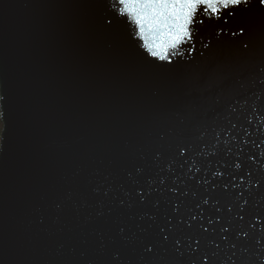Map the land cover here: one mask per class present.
Instances as JSON below:
<instances>
[{
	"label": "water",
	"instance_id": "1",
	"mask_svg": "<svg viewBox=\"0 0 264 264\" xmlns=\"http://www.w3.org/2000/svg\"><path fill=\"white\" fill-rule=\"evenodd\" d=\"M105 17L114 20L110 29ZM227 27H244L245 34L213 39L206 50L197 44L195 54L160 66L130 39L133 26L111 0H0V264H109L116 250L125 264H145L146 242L156 243L164 259L198 264V255L180 257L162 243L167 194L153 197L158 209L122 208L109 198L103 218L96 200L87 208L69 204L62 213L54 206L68 191L83 193L98 180L123 199L120 189L133 188L129 173L142 167L145 176L155 175L159 146L183 142L195 152L229 121L238 123L231 131L240 141L227 137L232 152L244 148V172L253 176L227 192L217 185L212 196L232 206L223 215L233 241L241 249L259 247L264 225H250L264 220V86L257 83L264 77V12L253 3ZM215 29L213 23L201 31L212 36ZM254 181L259 189L250 187ZM241 229L248 240L237 239ZM212 238H203L205 248Z\"/></svg>",
	"mask_w": 264,
	"mask_h": 264
},
{
	"label": "snow or ice",
	"instance_id": "2",
	"mask_svg": "<svg viewBox=\"0 0 264 264\" xmlns=\"http://www.w3.org/2000/svg\"><path fill=\"white\" fill-rule=\"evenodd\" d=\"M111 3L114 8L118 6V16L126 18L127 22L133 26L130 39L135 37L134 42H139V46L151 60L159 62L160 66L179 63L185 55L195 54L197 44L206 50L212 46L213 39L218 40L222 36L229 35L243 36L244 27L231 29L227 26L241 12L249 10L253 3L264 12V0H111ZM104 23L110 29L114 20L105 17ZM213 23L216 25L213 35H203L202 28ZM243 47L247 49L248 44H244ZM200 54L203 55V51ZM259 71L264 72V67H261ZM257 83L264 86V77ZM0 98H2L0 125H3L5 119L2 93ZM238 103L239 100H237ZM236 110L234 105L232 111ZM237 127L238 123L229 121V127H226L223 132L212 129L215 133L213 138L204 140L195 152L190 144L183 142L169 145L167 149L159 146L154 152V162L157 165L155 175L145 176V170L142 167L136 168L135 173H129L133 188L120 189L123 199L119 198L110 184L98 180L94 184L89 183L83 193L76 190L68 191L55 203V211L62 213L69 204L87 208L90 200H96L100 209L96 215L103 218L106 215L103 210L105 201L109 198L117 199L122 208L150 206L158 209L160 201L153 197L167 194L166 203L170 212L164 217L165 223L160 225V235L163 245H172L173 253L180 257H184L186 251L189 255H198V264H213L214 261L216 264H221L216 258L223 251V245L227 248V253L222 264H264V237L257 239L256 244L259 247L255 251L241 249L239 244L233 241L232 223L223 215L231 214L232 206L221 205L220 200L212 196L217 185L222 186L223 191L227 192L230 186L233 188L238 186L237 180L240 185H243L253 176L251 171L244 172V162L241 158L244 148L240 147L237 154H233L230 141L227 139L231 136L233 141L240 143L231 131ZM245 132L251 135L246 129ZM222 136L225 139L222 140ZM0 139H3V136H0ZM160 139L163 140L164 137L161 136ZM243 144L247 145L248 140L245 139ZM206 152L207 155H205ZM249 159L255 162L256 156L253 154ZM229 169H233L234 172L229 173ZM226 175L229 176L228 180H225ZM251 186L259 189L261 182L254 181ZM239 195L243 196L244 192H240ZM190 198L191 203H189ZM247 203L248 201L245 200L244 205L246 206ZM242 212L243 208H241ZM108 214L110 215V212ZM145 215L153 222L158 219L155 215L147 213ZM237 218L243 221L245 217L240 214ZM258 225H264V220L259 217L250 225V228L255 230ZM261 231L264 232V227ZM118 234L122 239H126L124 227H120ZM206 235L213 237L207 248L203 244V238ZM235 235L237 239L246 241L250 233L241 229ZM144 256L148 258L145 264L149 262L178 264L175 259L161 257L156 243H144ZM109 264H125L119 250L111 253Z\"/></svg>",
	"mask_w": 264,
	"mask_h": 264
},
{
	"label": "rangeland",
	"instance_id": "3",
	"mask_svg": "<svg viewBox=\"0 0 264 264\" xmlns=\"http://www.w3.org/2000/svg\"><path fill=\"white\" fill-rule=\"evenodd\" d=\"M2 128H0V136H1Z\"/></svg>",
	"mask_w": 264,
	"mask_h": 264
},
{
	"label": "trees",
	"instance_id": "4",
	"mask_svg": "<svg viewBox=\"0 0 264 264\" xmlns=\"http://www.w3.org/2000/svg\"><path fill=\"white\" fill-rule=\"evenodd\" d=\"M0 128H2V125H0Z\"/></svg>",
	"mask_w": 264,
	"mask_h": 264
},
{
	"label": "clouds",
	"instance_id": "5",
	"mask_svg": "<svg viewBox=\"0 0 264 264\" xmlns=\"http://www.w3.org/2000/svg\"><path fill=\"white\" fill-rule=\"evenodd\" d=\"M0 100H2V98H0Z\"/></svg>",
	"mask_w": 264,
	"mask_h": 264
}]
</instances>
